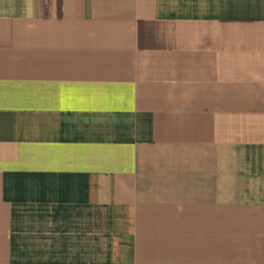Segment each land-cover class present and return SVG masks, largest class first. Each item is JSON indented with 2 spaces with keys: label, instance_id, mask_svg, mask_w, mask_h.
I'll return each instance as SVG.
<instances>
[{
  "label": "crops",
  "instance_id": "obj_1",
  "mask_svg": "<svg viewBox=\"0 0 264 264\" xmlns=\"http://www.w3.org/2000/svg\"><path fill=\"white\" fill-rule=\"evenodd\" d=\"M0 264H264V0H0Z\"/></svg>",
  "mask_w": 264,
  "mask_h": 264
}]
</instances>
